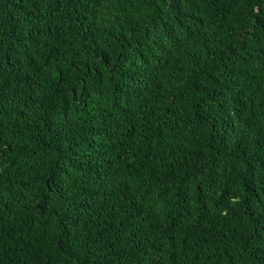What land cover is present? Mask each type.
<instances>
[{
  "label": "trees",
  "instance_id": "obj_1",
  "mask_svg": "<svg viewBox=\"0 0 264 264\" xmlns=\"http://www.w3.org/2000/svg\"><path fill=\"white\" fill-rule=\"evenodd\" d=\"M0 264H264V0H0Z\"/></svg>",
  "mask_w": 264,
  "mask_h": 264
}]
</instances>
